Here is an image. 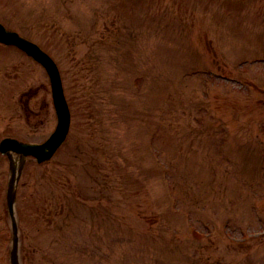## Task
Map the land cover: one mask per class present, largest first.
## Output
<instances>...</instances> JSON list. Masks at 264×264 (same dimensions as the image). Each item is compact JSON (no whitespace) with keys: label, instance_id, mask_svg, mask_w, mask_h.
Instances as JSON below:
<instances>
[{"label":"rangeland","instance_id":"rangeland-1","mask_svg":"<svg viewBox=\"0 0 264 264\" xmlns=\"http://www.w3.org/2000/svg\"><path fill=\"white\" fill-rule=\"evenodd\" d=\"M0 19L56 58L73 113L20 182L25 264H264V0H0ZM56 125L45 69L0 46V139Z\"/></svg>","mask_w":264,"mask_h":264},{"label":"water","instance_id":"water-1","mask_svg":"<svg viewBox=\"0 0 264 264\" xmlns=\"http://www.w3.org/2000/svg\"><path fill=\"white\" fill-rule=\"evenodd\" d=\"M0 41L6 43L17 44L29 54L33 55L37 60L45 65L50 73L55 105L59 115V124L53 135L43 144H29L20 142L17 139L6 138L0 148L3 152H7L11 159L12 175L10 178L8 189V205L13 219L14 242L11 250V259L13 264H19L18 261V236L17 223L15 218V200H16V185L21 175L23 165L25 163V155L35 154L40 161L49 159L61 143L66 138L70 126V109L64 94L62 78L59 68L53 58L41 49L36 43L20 36L17 32L7 29L0 23ZM11 150H16L22 153L20 162L18 163L13 157Z\"/></svg>","mask_w":264,"mask_h":264}]
</instances>
